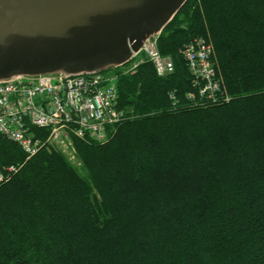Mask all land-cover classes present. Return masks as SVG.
Wrapping results in <instances>:
<instances>
[{"label": "trees", "instance_id": "1", "mask_svg": "<svg viewBox=\"0 0 264 264\" xmlns=\"http://www.w3.org/2000/svg\"><path fill=\"white\" fill-rule=\"evenodd\" d=\"M196 38L213 100L183 57ZM157 47L173 71L119 75L123 118L72 139L77 165L43 131L31 156L0 136V264H264V0H188Z\"/></svg>", "mask_w": 264, "mask_h": 264}, {"label": "water", "instance_id": "2", "mask_svg": "<svg viewBox=\"0 0 264 264\" xmlns=\"http://www.w3.org/2000/svg\"><path fill=\"white\" fill-rule=\"evenodd\" d=\"M188 0H0V83L117 69Z\"/></svg>", "mask_w": 264, "mask_h": 264}, {"label": "built area", "instance_id": "3", "mask_svg": "<svg viewBox=\"0 0 264 264\" xmlns=\"http://www.w3.org/2000/svg\"><path fill=\"white\" fill-rule=\"evenodd\" d=\"M155 41H148L134 58L144 53L156 74L163 77L173 71V64H160ZM199 46L202 48L198 51ZM210 54L211 46L201 38L194 39V43L183 50L194 84L199 80L205 82L198 91L199 96L213 100L217 86L208 61ZM116 82V72L106 71L71 77L19 78L0 83V134L16 143L28 156L42 145L33 134L35 130L46 133L45 143L56 149L63 144L72 146L73 138L103 141L108 127L123 118L116 109ZM7 116L9 122H3ZM14 168L11 165L6 170Z\"/></svg>", "mask_w": 264, "mask_h": 264}, {"label": "rangeland", "instance_id": "4", "mask_svg": "<svg viewBox=\"0 0 264 264\" xmlns=\"http://www.w3.org/2000/svg\"><path fill=\"white\" fill-rule=\"evenodd\" d=\"M184 17H185V15H184ZM181 19H179V17L176 19V23H178L179 24V26H182L183 24L181 23V22H179ZM163 32V31H162ZM161 32V33H162ZM161 35V34H160ZM159 35V36H160ZM159 36L158 37H156V41H155V45H154V48L156 47L157 49H158V47H157V40H158V38H159ZM165 40V39H164ZM186 45V44H185ZM185 45L183 46V48L185 47ZM182 48V52H183V49ZM201 46H199L198 47V51L199 50H201ZM159 51V50H158ZM160 53V52H159ZM158 60H159V62H160V64L162 65V63H164V62H171L172 64H173V59H172V57L171 56H164V55H162L161 53L158 55ZM145 62H149L150 64H151V62L150 61H148L147 60V58L145 57V55H144V53H142V54H139L137 57H135L134 59H132L130 62H128L127 64H125L123 67H122V70L121 71H119L118 73H116V76L118 77L119 75H130L131 74V72L135 69V68H137V66H139V65H141V64H143V63H145ZM152 65V64H151ZM153 66V65H152ZM154 68V67H153ZM207 75H209V74H207ZM3 120V122H9V116H7V117H5L4 119H2ZM101 135V138L103 137V135L102 134H100ZM0 136H2L1 134H0ZM3 137V136H2ZM55 148V147H54ZM56 150H60L61 152H63L64 154H67V155H69V157H70V159L72 160V161H75V164L77 165V161H76V159L74 158V155H72L71 154V146L70 145H60V149H56Z\"/></svg>", "mask_w": 264, "mask_h": 264}]
</instances>
